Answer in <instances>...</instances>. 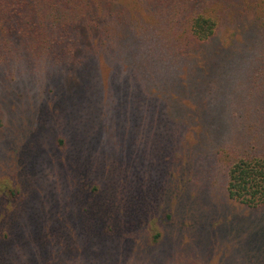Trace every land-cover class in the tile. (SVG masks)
Instances as JSON below:
<instances>
[{"label":"trees","instance_id":"16d2710c","mask_svg":"<svg viewBox=\"0 0 264 264\" xmlns=\"http://www.w3.org/2000/svg\"><path fill=\"white\" fill-rule=\"evenodd\" d=\"M214 1L0 0V165L20 156L12 174L0 170V178L14 179L0 188V223L7 225L0 226L1 242L12 235L10 216L28 203L18 175L30 164L41 172L36 160L47 157L40 137L32 134L31 146L26 143L28 129L20 123L32 119L34 131H47L48 148L63 144L68 169L75 171L66 179L63 164L56 176L54 166L64 155L48 160V245L42 256L48 264H116L125 258L130 245L121 235L128 224L139 225L160 196L164 154L187 151L191 165L197 145H183L178 133L162 135L157 128V98L166 88L173 98V87L208 103L199 109L203 124L187 121L201 134L196 141L204 144L205 177L226 161V196L264 208V0H216L234 22L243 20L238 39L227 45L213 42ZM190 39L194 46L187 51ZM232 81L245 92L226 87ZM228 93L248 95L238 102L243 110L227 112L220 105ZM138 97L150 109L146 129L134 125L126 106ZM167 113L162 130L170 127ZM183 115L170 116L179 126Z\"/></svg>","mask_w":264,"mask_h":264},{"label":"rangeland","instance_id":"374dc122","mask_svg":"<svg viewBox=\"0 0 264 264\" xmlns=\"http://www.w3.org/2000/svg\"><path fill=\"white\" fill-rule=\"evenodd\" d=\"M215 1L212 8L217 25L213 42L219 40L227 45L234 39H238L242 28L240 23L243 24V20H238L239 23L234 22L232 14L221 8L220 5L218 6L219 2ZM178 32V37L185 34V31ZM193 43L192 39L185 43L187 51L193 49ZM183 69L185 67L179 71L182 72ZM72 81H75V77L70 79V83ZM142 82L145 81L140 78L138 85L141 87H143ZM226 87H236L245 92V87L237 81L227 83ZM173 90V98L169 99L166 95L169 93L167 88L157 98L158 110L154 112L159 122L157 128L161 130L162 135L163 133L165 135L178 133L177 137L181 141L187 140V142L182 141L183 145H188V142H196L197 145L190 151L192 154L191 165L186 162L187 151L183 156L179 153L178 156L176 153L172 154L171 150L168 152L169 155L164 154L165 174L161 182L160 196L156 197L153 205H150L147 214L142 215L139 225L128 224L125 233L121 236L129 242V252L116 264H264V208L248 207L226 196L224 184L226 161L215 163L211 173L212 177L209 179L205 177L206 163L203 158L205 148L204 144H202L203 146L199 145L196 141L201 134L197 136L195 126L190 128L193 122L203 124L198 119L199 109H205L208 103L185 96L176 87H173ZM233 94L228 93V97L220 101V105L226 107L227 112L243 110L241 105L246 102V97L248 99V95L237 98ZM141 99L138 97L136 101L126 103V106L130 108L129 114L134 125L146 129L144 119H147L146 116L150 109L140 101ZM130 100L131 98L128 96L127 100L124 98V103ZM238 102H241V105ZM123 108L125 107L122 103L118 114L123 115L126 112ZM167 112H169L170 127L168 130H162L163 113L168 115ZM173 113L184 114L182 118L186 120L182 122V125L176 126V119L170 116ZM31 121L32 119H28L26 122L20 123L28 129L26 143L31 146V143H28V137L32 134H35L38 139L40 137V148L43 147L47 157H43L44 163L36 160L38 163L36 167H39L41 172L35 170L30 164V167L22 171L23 174L18 175L19 182L26 188L24 193H27L28 203L17 208L10 216L8 224L12 227V235L8 239L9 241H0V264H43L44 262L48 264V258L42 256V252L48 245V183L43 184L44 180L48 181V160L53 163L54 159L51 157L62 154L64 157L61 155L62 157L58 158L59 160L54 166L55 175L62 174L58 175L57 172L58 167H63V164L65 168L63 175L66 179L72 180L75 173L72 167L70 170L68 169L69 158L63 144L57 143L58 145L55 147L57 150L48 148L47 131H34ZM187 121L192 123L189 124ZM184 126L188 127L184 129L186 134L183 136L182 128ZM201 130L203 127L199 131ZM17 138L18 136L15 134L10 143L17 144L15 143ZM155 141L152 139L149 144H154ZM173 144L177 151L180 144L178 141L177 145ZM157 145L156 141L154 146L157 147ZM183 150L181 147L179 152ZM19 157L5 159L0 165L1 173L4 175L6 171L7 175L12 174V171H15L16 162L19 163ZM27 159L29 160V156ZM190 167H193L194 170ZM183 170L185 182H182L181 179ZM187 171H192V173L188 174ZM50 174L53 175L52 169ZM11 182L14 183L12 176L0 178V188ZM93 193L95 196L98 195L97 191ZM102 195L99 197L100 199ZM169 205L170 210L166 207ZM172 212L173 214H171ZM168 214H171V217ZM66 223L70 225L69 222L66 221ZM2 224L0 223V226H7ZM158 233L159 235H157ZM39 254L42 256L41 258Z\"/></svg>","mask_w":264,"mask_h":264}]
</instances>
